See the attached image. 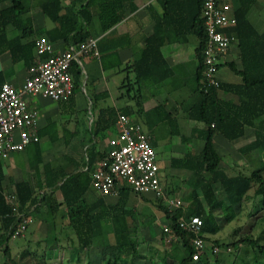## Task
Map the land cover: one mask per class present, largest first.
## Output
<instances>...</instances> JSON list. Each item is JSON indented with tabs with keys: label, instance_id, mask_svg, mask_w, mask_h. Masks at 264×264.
<instances>
[{
	"label": "trees",
	"instance_id": "1",
	"mask_svg": "<svg viewBox=\"0 0 264 264\" xmlns=\"http://www.w3.org/2000/svg\"><path fill=\"white\" fill-rule=\"evenodd\" d=\"M3 1H11V6L0 11V52L9 51L15 63L23 62L28 67L37 58L35 42L23 44L22 40L40 34L34 26L33 19L29 16L35 8H39L45 18L50 19L56 25L53 30L49 31L48 36L54 42L62 40L66 48L85 43L92 38V33L85 31V27H91L97 23L101 33H106L125 20L127 11L134 13L138 10L135 0H72L69 7H64L62 0ZM160 2L164 8V15L157 23L154 34L145 39V48L141 56L139 57L138 52L124 69L126 79L123 85L125 92L122 96L127 98L128 103H134L135 113L139 115V91L144 83L156 81L158 77L164 80L160 76L163 68L170 70L163 56L162 48L174 43H187L190 36L198 40V67L192 77L194 87L190 91V99L186 101L185 105H182V109L188 119L204 124L203 150L196 156L187 155L184 158H174L172 166L192 172L188 179V185L193 189L190 195L192 208L188 212L187 218L198 216L203 221L202 237L206 243V250L201 262L206 260L204 264H209L207 252L211 241L210 237L217 235L219 231L211 214L220 206L215 197L213 185L220 184L223 187L231 207H246L250 200L256 198L257 210L255 213L253 212L256 205L249 212V216L257 221L264 218V160L258 164L250 176L242 173L229 174L220 166L222 158L217 153L214 143V138L217 135H223L230 142L240 139L244 136L246 127L255 128L256 120L264 115V32L261 33L251 21L256 11L257 0H234L237 26L228 30V34L237 39L236 44L240 50L243 68L238 70L232 63L229 66L241 78V82L237 85H226L219 79V88L207 89L204 86L202 56L207 40L202 19L203 0H160ZM8 26H12L18 32V35L13 39L9 38L5 30ZM223 66L224 64L220 69ZM71 73L75 94L83 87L84 73L81 65L77 62L73 63ZM2 84L3 80L0 77V88ZM220 91L234 94L237 101L222 100L219 97ZM124 109L126 110L127 107ZM116 119L117 112L114 109H102L97 125L99 133L113 127ZM170 126L172 135L180 134L178 129L176 130L175 124L171 123ZM46 133L47 131L43 132V134ZM255 134V140L241 149L243 155L253 151L264 152V132L256 129ZM151 144L158 154L157 143L151 139ZM105 155L106 153H103L99 159ZM97 156L98 154L93 148L88 159L89 173L92 172V166ZM88 172L74 174L65 170L55 174L54 171L46 179V187L41 186L40 188L62 191L63 203L69 210V230L79 239L77 243L72 242L62 246L55 233L54 222L60 204L50 202L52 194L44 193V196L38 199L35 196L37 193L35 187L27 182L18 183L15 196L19 212L23 214V217H19L8 202L10 195L6 196L2 188L4 173L0 161L2 234H5L9 241L15 239L13 233L20 223L23 220L30 222L33 213L31 208L44 203L48 206L49 214L52 217L51 233L44 242H40V245H45L46 252L49 251L57 255L63 248L64 252L69 255L67 264L73 262L79 264L82 261V255L86 254L89 249L100 248L104 256H109L108 259L103 257L101 264H134L139 258V249L143 242L139 235L141 230L136 225L135 209L129 208L127 205L132 191L123 188L116 205L109 206L104 200H99L95 206H88L85 193L93 183ZM252 190H255L254 194H252ZM199 193H202L207 202L210 208L209 213L205 211ZM93 211H96L95 214ZM181 216L182 211H178L172 217L174 237L170 243L166 240L163 257L160 258L163 264H167L170 245L172 246V258L176 264H195L193 262L195 250L190 243L191 235L180 229L177 222ZM129 218L132 219V222H129ZM109 235H113L114 244L109 242ZM177 240L181 241L182 246L177 243ZM214 243L218 245L216 247L222 249L230 246L218 240ZM243 245H250L258 251L253 264H264V258L262 259L264 244H260L248 236L231 244L237 249ZM214 248L213 254L217 255L218 253H214ZM149 253L153 259L160 257V252H152V248L149 249ZM216 264L223 263L216 259Z\"/></svg>",
	"mask_w": 264,
	"mask_h": 264
},
{
	"label": "crops",
	"instance_id": "2",
	"mask_svg": "<svg viewBox=\"0 0 264 264\" xmlns=\"http://www.w3.org/2000/svg\"><path fill=\"white\" fill-rule=\"evenodd\" d=\"M71 1L62 0L64 7H69ZM135 4L138 10L134 13L127 11L125 20L106 33H101L97 23H94L91 27H85V31L92 33V38L99 40L101 56L99 59L84 57L87 66L85 68L81 61L80 65L81 67L83 66L84 73V84L81 92H79L80 90L77 91L72 99L67 102H55L42 96L30 98V107L38 110L40 114L38 121L40 142L29 145L22 152L14 153L7 160H1L4 173L2 188L6 196L16 195V185L27 182L36 188L37 193L35 196L38 199H41L44 193H48L52 194L51 203L60 204L54 222L55 233L62 246L79 241L77 235L69 230V210L63 203L62 191L60 189L51 190L45 188L42 190L40 188L41 186L46 187V179L54 171L56 172L55 174L65 170L74 174L88 172V159L94 148L98 156L93 163L92 172H88L89 178L92 180V173L100 160V156L108 151L110 140L118 134V115L120 113H125L136 122H139L149 136L150 133L146 130L145 125H148L150 132L157 131L163 127L161 132L159 131L158 136L162 134L164 138L172 140L170 148L174 155L169 161L170 179L167 180V173L163 174V176L161 174V182L167 196L182 199L187 206L188 212L192 208L190 195L193 189L188 185V179L192 172L173 167L172 160L174 158H184L187 155L196 156L203 150L204 124L188 119L182 109V105H185L186 101L190 99V91L194 87L192 77L198 67V40L194 49L192 47V36L189 37L187 43H174L165 45L162 48L163 56L170 70L163 68L160 76L164 80L158 77V81H146L144 83L140 90L141 92L139 91L138 115L135 113L134 103H128L127 98L122 96L123 92H125L123 85L126 79L124 69L132 62L138 52L139 57L141 56L145 48V39L154 34L157 23L164 15V8L160 0H135ZM10 6L11 1L0 0V11ZM262 12H264V0H257L256 11L251 21L261 33L264 32V21H262L264 13ZM29 16L33 19L34 26L40 34L32 38L23 39L22 43L35 42L41 36L50 38L48 36L49 31L53 30L56 25L50 19L45 18L39 8H35ZM5 30L10 39L18 35V32L12 26L6 27ZM54 43L57 52L68 48L65 47L62 40ZM231 63L238 70H242L243 63L237 44L231 48L223 63L234 76L228 73L221 75L222 68L219 71V79L223 84L237 85L241 82V78L233 72L229 66ZM28 68L23 62L15 63L9 51L0 52V77H2L3 83L10 82L16 86L22 85L28 76ZM219 97L225 101H237V97L234 94L225 91H220ZM147 104L152 105L147 106ZM126 107L127 109L125 110L124 108ZM108 108L117 112L116 123L107 131L99 133V127H97L99 114L102 109ZM82 114H86L87 118L81 120L79 117ZM171 123L177 126L175 128L180 132L179 135L171 134ZM87 126H89L92 141L91 139L80 138L79 133L86 132ZM164 127H169V130ZM256 129L264 132V115L256 120L255 128L246 127L244 136L234 142L228 141L223 135H217L214 138L216 151L222 158L220 166L223 170L229 174H236L235 170L246 168L248 170L247 174L243 172L242 174L250 176L255 167L264 160V152L253 151L244 155L241 153V149L255 140ZM44 131H47V133L43 134ZM107 133L112 136L110 138L103 136ZM176 137H179V139L173 140ZM42 143L45 145L44 149L41 147ZM155 143H157V150L159 151L162 142L158 138ZM86 144L89 145L86 149L85 161H83L81 155L74 157L75 155L73 156L68 152L75 147H81L82 149V146ZM31 146H34V150L26 155L25 153L28 152ZM160 167L162 173L163 168L161 165ZM251 169L252 173H250ZM238 173L240 172L238 171ZM164 178H166L165 182L163 181ZM86 190L85 199L88 206H95L99 200H104L107 205L113 206L120 199V195L118 197L101 196L94 189L93 183ZM213 191L220 204L211 213L214 222L218 221V216L221 217V214L231 210L235 212L231 219L238 218L239 213L245 206L231 207L220 184L213 185ZM199 195L205 211L209 213L210 208L202 193H199ZM146 196L150 198L148 199ZM132 201L137 202L131 206ZM127 205L129 208L135 209L136 222H139L141 230L139 235L143 244L139 249V264H163L159 258H151L152 255H150L149 249L152 248V252H160V247H166L165 243L168 235L164 232V229L169 227L172 230L171 220L176 215V212H171L162 199L155 198L153 195H139L133 192L129 195ZM31 211L33 213L28 231L24 236L15 239L24 238L25 240L27 239L26 241L31 242L32 240L29 239L36 237L38 242H44L51 233L52 217L49 214V208L44 203H41L36 207H32ZM95 212L93 211V214ZM128 220L132 222L131 218ZM218 226L216 224V227ZM145 227H147V233L144 230ZM109 242L114 244L113 235H109ZM177 243L180 245L181 241L177 240ZM93 250H99L102 254L100 248H91L86 254L82 255L81 259L89 258V253ZM61 251H64L63 248ZM101 259L100 256L99 263H101ZM173 262L175 261L173 260ZM72 264H75V262Z\"/></svg>",
	"mask_w": 264,
	"mask_h": 264
},
{
	"label": "built area",
	"instance_id": "3",
	"mask_svg": "<svg viewBox=\"0 0 264 264\" xmlns=\"http://www.w3.org/2000/svg\"><path fill=\"white\" fill-rule=\"evenodd\" d=\"M202 19L207 40L203 49V76L205 88H219L221 65L236 37L228 30L237 26L234 0H203ZM37 58L28 68L25 82L16 86L4 82L0 89V159L7 160L12 154L24 151L29 145L40 142L38 134L39 111L29 105V97H46L55 102H67L74 95L72 64H81V58H100L99 40L91 38L85 43L57 52L55 43L47 36L35 41ZM157 151L144 127L125 113L118 115V134L110 140L106 155L100 159L92 173L94 189L103 197H118L123 188L139 195H153L162 199L171 212L182 211L178 219L180 229L191 235L190 243L195 253L193 262L198 263L205 255L206 243L202 237L203 221L198 216L187 218V206L179 198L167 196L161 182V167ZM16 196L8 202L19 217ZM28 220H23L14 238L28 231ZM167 242L174 237L166 227ZM219 248H214L218 253Z\"/></svg>",
	"mask_w": 264,
	"mask_h": 264
},
{
	"label": "rangeland",
	"instance_id": "4",
	"mask_svg": "<svg viewBox=\"0 0 264 264\" xmlns=\"http://www.w3.org/2000/svg\"><path fill=\"white\" fill-rule=\"evenodd\" d=\"M262 21H264V19H262ZM258 27L260 28V26ZM196 44H197V39L193 37L192 38L193 49L195 48ZM81 61L84 64V68L87 67L85 64L84 58H81ZM82 69H83V66H82ZM220 73L221 75L228 73L234 76L232 72L229 70V68L226 66L222 67ZM83 84H84V81H83ZM79 92H81V89ZM30 98H34V97H29L28 100H30ZM148 105L151 106L152 104H147V106ZM79 118L82 120L84 118H87V115L82 114L80 115ZM87 127H86L87 128L86 132L79 133L80 138L81 139L86 138L87 140L91 139L92 141L91 133L89 132V126ZM145 128L150 133V136L152 137L153 142H155L158 138L162 142V146L158 151L157 159H158L159 164L163 168V171L161 173L162 176L163 174L167 173L168 174L167 180H168L170 179V171H171L169 167V161L174 155V153H172L171 148H170L172 140L169 138H164V135L162 134L158 136L159 131L161 132L163 127L157 131H152V132L149 131L148 125H145ZM164 128L166 130H169V127H164ZM181 128H182V123H181ZM103 136L110 138L112 135L110 133H107ZM178 139L179 137L173 138V140H178ZM88 145L89 144L82 146V149L81 147H75L72 149L69 148L70 150L68 152L73 156L75 155L74 157L81 155L83 161H85L86 152H87L86 149ZM44 146H45L44 143H42L41 145L42 149H44ZM33 150H34V146H31L28 149V152H26L25 154L28 155V153ZM257 166L255 168H257ZM238 171L240 173L243 172L247 174L248 170L246 168H244L243 170H240V169L235 170V172L237 173ZM250 173H252V169ZM165 180L166 178L163 179L164 182ZM251 192L252 194H254L255 190H252ZM146 197L148 199L150 198L149 196H146ZM136 202L137 201H132L130 205L133 206L134 204H136ZM255 206L256 208H255V211H253L254 213L256 212L257 207H258L256 198H254L253 200H250V203L246 207H244L243 210L239 213V217L232 221H231V218L235 215L234 210L227 211L225 212V214H221L222 215L221 217L218 216V221L217 222L215 221L216 223L214 222V224L215 226L216 224L219 225L218 226L220 227L219 231L217 235L210 237L211 241L209 242V245H208L209 249L207 252V258H208L209 264H216V259L220 260V262L223 264H253L255 255L256 253H258V251L255 248H253L250 245H243L240 249H237L231 246V244L233 242H237L238 240L246 236L252 237L253 239L257 240L260 244H264V218L257 221L255 220V218H251L249 216V212H251ZM136 225L139 226V222H136ZM144 230L147 233V227H145ZM26 240L24 238H20V239H13L9 241L5 234H1L0 235V264H67V259H68V254H66L67 252L59 251L57 255H55L52 252H49V251L46 252L45 245H40V242H38V239L36 237H34L33 239L30 238L29 240H32L31 242H28ZM217 240L221 241L222 243L229 244L230 246L226 249L219 248V253L216 255V254H213V248L215 244L214 242ZM216 246L218 245L215 244V247ZM164 250H165V247H160L159 259L163 257ZM169 250H170V255L168 258V264H174V263L176 264V262H173L171 245L169 246ZM100 256L101 258L105 257L106 259H108L109 257V256H104L103 253L101 254L99 250H93L89 253V258L82 259V261L79 264H101L99 263ZM263 258L264 256H262V259ZM205 262L206 260H204L203 263L200 261L195 264H204ZM134 264H139V258L136 259Z\"/></svg>",
	"mask_w": 264,
	"mask_h": 264
}]
</instances>
